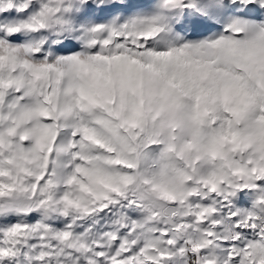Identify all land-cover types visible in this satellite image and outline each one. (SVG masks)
I'll list each match as a JSON object with an SVG mask.
<instances>
[{"label":"snow or ice","instance_id":"1","mask_svg":"<svg viewBox=\"0 0 264 264\" xmlns=\"http://www.w3.org/2000/svg\"><path fill=\"white\" fill-rule=\"evenodd\" d=\"M0 264H264V0H0Z\"/></svg>","mask_w":264,"mask_h":264}]
</instances>
